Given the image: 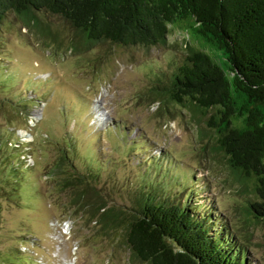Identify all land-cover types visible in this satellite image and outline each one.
<instances>
[{"label": "rangeland", "instance_id": "1", "mask_svg": "<svg viewBox=\"0 0 264 264\" xmlns=\"http://www.w3.org/2000/svg\"><path fill=\"white\" fill-rule=\"evenodd\" d=\"M39 17L58 40L14 15L0 25V264H141L114 233L70 203L54 173L67 144L81 169L88 161L102 166L98 184L110 203L128 204L129 187L147 168L149 179L166 171L179 176L172 184H186L179 196L220 216V227L227 218L239 234H250V252L264 264L262 223L246 221V196L214 149L213 130L186 108L171 105L162 114L159 103L146 99L154 82L150 66L169 70L183 54L185 28L173 27L167 44L151 48L106 41L75 50V32L62 17ZM15 146H24L20 159L31 167H17L7 181L2 167L18 159ZM150 158L161 161L159 175Z\"/></svg>", "mask_w": 264, "mask_h": 264}, {"label": "trees", "instance_id": "2", "mask_svg": "<svg viewBox=\"0 0 264 264\" xmlns=\"http://www.w3.org/2000/svg\"><path fill=\"white\" fill-rule=\"evenodd\" d=\"M39 12L58 15L72 27L70 49L75 50L106 41L151 48L167 44L173 27L185 28L183 54L169 70L150 66L154 82L146 99L159 103L162 114L172 111L171 105L186 108L213 130L214 149L225 156L246 196V221L251 216L262 223L264 242V0H0V25L14 15L58 40ZM204 135L211 136L200 130ZM15 148L19 160L4 162V176L31 167L20 159L24 146ZM70 150L68 144L62 147L54 166L59 185L68 188L70 203L83 208L90 221L124 243L132 261L262 264L250 252V234H239L227 218L220 227V216L179 196L186 184L178 182L176 190L172 184L179 176L160 173L158 159L150 163L161 178L149 179L147 168L142 181L129 187V203L121 206L110 203L98 184L102 166L88 161L81 169ZM8 176L4 180L10 181Z\"/></svg>", "mask_w": 264, "mask_h": 264}, {"label": "bare ground", "instance_id": "3", "mask_svg": "<svg viewBox=\"0 0 264 264\" xmlns=\"http://www.w3.org/2000/svg\"><path fill=\"white\" fill-rule=\"evenodd\" d=\"M98 108H99V105H94V110L93 111H96L97 112V109ZM98 110H100V108ZM98 114H99L98 116H100V117L102 116V113L100 111H98Z\"/></svg>", "mask_w": 264, "mask_h": 264}]
</instances>
